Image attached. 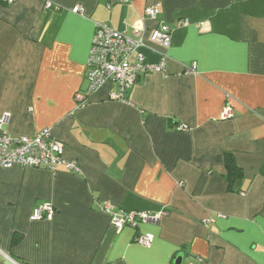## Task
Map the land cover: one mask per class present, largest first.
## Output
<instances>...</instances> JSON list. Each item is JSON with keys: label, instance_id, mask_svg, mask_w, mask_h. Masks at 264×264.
Instances as JSON below:
<instances>
[{"label": "crops", "instance_id": "1", "mask_svg": "<svg viewBox=\"0 0 264 264\" xmlns=\"http://www.w3.org/2000/svg\"><path fill=\"white\" fill-rule=\"evenodd\" d=\"M149 6L142 52L164 71L76 108L95 23L131 36ZM158 23L168 48L148 39ZM3 116L11 134L50 128L80 171L0 167V264H264V0H0ZM42 203L53 217L31 220ZM104 203L163 213L116 230Z\"/></svg>", "mask_w": 264, "mask_h": 264}, {"label": "built area", "instance_id": "2", "mask_svg": "<svg viewBox=\"0 0 264 264\" xmlns=\"http://www.w3.org/2000/svg\"><path fill=\"white\" fill-rule=\"evenodd\" d=\"M46 8H51L50 2H45ZM81 13V7L75 6L71 10ZM158 8L156 6L146 7L138 22L132 26V35H126L108 23H95V31L92 37L88 58L86 62L85 78L87 87L74 94L75 107L85 106L91 96L104 84L111 83L114 87L109 92V99L114 101H127V91L137 78L146 72L164 71L167 55L163 53L158 63L146 62L143 48L146 47L144 35L146 18L156 20ZM185 25V23H182ZM171 26L158 23L149 31L148 39L151 43H157L164 48L171 44ZM135 54L136 61L131 62L130 56ZM188 72H195V66L187 68ZM232 116L229 106L222 110V117ZM5 121V116L0 118V126ZM178 130L184 126H178ZM64 146L51 135L50 128H43L33 135H15L0 129V167L18 165L21 167L43 168L54 172L58 167H65L72 173H79V167L75 160L64 157ZM101 210L109 216V221L116 230L125 226L136 227L139 222H157L163 211L150 214L138 210H115L109 203H104ZM54 209L51 203L37 205L31 215V220L51 219ZM218 217L224 218L223 214ZM209 220H206L208 222ZM150 233L139 234L135 241L145 247H150L153 242ZM199 261H201L199 259ZM197 264H200L197 263Z\"/></svg>", "mask_w": 264, "mask_h": 264}, {"label": "trees", "instance_id": "3", "mask_svg": "<svg viewBox=\"0 0 264 264\" xmlns=\"http://www.w3.org/2000/svg\"><path fill=\"white\" fill-rule=\"evenodd\" d=\"M226 166L228 168V170L230 172H236L237 170H239V168L237 167V165L234 163V160L232 158H229L226 161ZM235 174V173H234ZM237 174H240V172H238ZM172 264V263H171Z\"/></svg>", "mask_w": 264, "mask_h": 264}, {"label": "water", "instance_id": "4", "mask_svg": "<svg viewBox=\"0 0 264 264\" xmlns=\"http://www.w3.org/2000/svg\"><path fill=\"white\" fill-rule=\"evenodd\" d=\"M182 263V256L176 255L173 259L172 264H181Z\"/></svg>", "mask_w": 264, "mask_h": 264}]
</instances>
